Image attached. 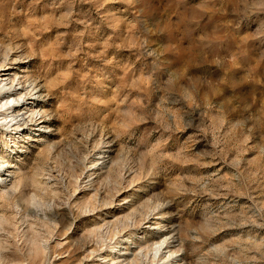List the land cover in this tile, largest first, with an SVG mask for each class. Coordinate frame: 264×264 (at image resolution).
<instances>
[{
  "label": "rangeland",
  "instance_id": "1",
  "mask_svg": "<svg viewBox=\"0 0 264 264\" xmlns=\"http://www.w3.org/2000/svg\"><path fill=\"white\" fill-rule=\"evenodd\" d=\"M0 67V264H264V0H0Z\"/></svg>",
  "mask_w": 264,
  "mask_h": 264
},
{
  "label": "bare ground",
  "instance_id": "2",
  "mask_svg": "<svg viewBox=\"0 0 264 264\" xmlns=\"http://www.w3.org/2000/svg\"><path fill=\"white\" fill-rule=\"evenodd\" d=\"M12 64H17V63L14 62ZM27 81L28 80L22 81L21 77L19 76V73L14 71V69H10V67L9 68L0 67V109H2L1 110L3 116L2 119L5 126L10 125L11 127L12 125L13 126L16 125V129H17L19 128L18 125L20 123L24 124L28 120H32V118H34L33 117L34 114L37 113L35 110L37 103L35 102L33 103L31 100H35V98L41 97L43 87L39 86L37 82H30L28 86H25L26 85L25 83ZM30 97H34V98H30ZM2 168L3 166L0 165V170ZM165 240H163L160 244H157L159 245L158 248L156 247L157 248L156 251L159 254L157 257L159 259V257H163V255H166L164 260H166L167 263L170 262L172 263L173 261H176L175 259L177 258L173 256L174 253H172L173 251H171L172 246L170 245H172L171 244L172 242L168 241V243L166 244ZM163 245L165 246L163 247ZM161 247L167 249L168 251L166 253L163 252L165 254H160L159 251H161L160 250L162 249ZM128 251L129 249L125 248L124 251L119 255L124 262L128 261L129 259L127 257ZM157 257H153V259L154 258L157 259ZM128 264H130V262Z\"/></svg>",
  "mask_w": 264,
  "mask_h": 264
}]
</instances>
